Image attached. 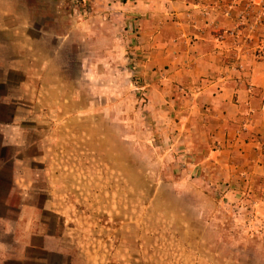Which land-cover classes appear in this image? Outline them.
I'll return each instance as SVG.
<instances>
[{"label": "crops", "instance_id": "crops-1", "mask_svg": "<svg viewBox=\"0 0 264 264\" xmlns=\"http://www.w3.org/2000/svg\"><path fill=\"white\" fill-rule=\"evenodd\" d=\"M19 5L0 0V264H75L49 220L59 219L58 204L37 187L33 159L18 157L27 146L20 109L40 102L35 73L54 72L45 93L65 85V66L52 65L67 46L80 74L90 56V79L100 54L111 66L118 56L132 64L159 130L202 152L225 187L264 183V60L255 51L263 29L254 27V0L249 8L246 0H78L74 16L60 11L41 26ZM41 36L50 53L36 68Z\"/></svg>", "mask_w": 264, "mask_h": 264}, {"label": "rangeland", "instance_id": "rangeland-1", "mask_svg": "<svg viewBox=\"0 0 264 264\" xmlns=\"http://www.w3.org/2000/svg\"><path fill=\"white\" fill-rule=\"evenodd\" d=\"M18 1L19 12L27 7L36 26L53 22L60 11L74 16L78 2ZM34 47L38 68L50 40L38 37ZM73 53L67 46L54 58L52 66H65V85L49 88L50 94L41 84L53 81L54 72L35 73L40 102L20 109L18 121L19 142L27 143L18 157L33 159L37 187L49 188L58 204L59 219L49 220L60 231L67 259L264 264V183L234 180L225 187L203 165L202 152L185 150L159 130L132 64L118 56L111 66L100 54L92 72L97 78L90 79V56L83 55L80 74Z\"/></svg>", "mask_w": 264, "mask_h": 264}, {"label": "built area", "instance_id": "built-area-1", "mask_svg": "<svg viewBox=\"0 0 264 264\" xmlns=\"http://www.w3.org/2000/svg\"><path fill=\"white\" fill-rule=\"evenodd\" d=\"M247 1V7L251 5V2L253 0H246ZM254 7H256L257 12L254 14V27L255 26H261L262 32L258 36V42L255 47V51L257 52V55L260 59L264 60V0H254Z\"/></svg>", "mask_w": 264, "mask_h": 264}]
</instances>
